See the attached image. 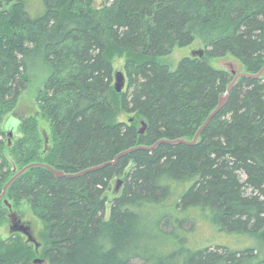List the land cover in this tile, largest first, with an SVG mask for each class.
Instances as JSON below:
<instances>
[{
	"label": "trees",
	"instance_id": "16d2710c",
	"mask_svg": "<svg viewBox=\"0 0 264 264\" xmlns=\"http://www.w3.org/2000/svg\"><path fill=\"white\" fill-rule=\"evenodd\" d=\"M197 34L202 55L176 70L159 62ZM115 53L126 55L121 92ZM226 57L264 67V0H0V193L33 162L78 173L161 139L192 141L235 77L209 62ZM34 68L39 113L20 119ZM11 125L22 136L10 145ZM6 198L45 224L47 264H264L254 246L193 241L202 221L264 241V74L240 78L194 144L140 147L78 177L33 167ZM0 264H33L32 246L0 237Z\"/></svg>",
	"mask_w": 264,
	"mask_h": 264
},
{
	"label": "rangeland",
	"instance_id": "374dc122",
	"mask_svg": "<svg viewBox=\"0 0 264 264\" xmlns=\"http://www.w3.org/2000/svg\"><path fill=\"white\" fill-rule=\"evenodd\" d=\"M104 0H97V3H102ZM206 41L203 39L200 34L196 35L195 40L192 44L184 47H176L172 53H170L167 56H161L158 58L159 62L167 63L171 70H176L180 60L183 57L186 56H192V55H198L206 48ZM112 62L114 66V71H123L126 73L124 64L126 60V55H120V54H113L112 55ZM209 62L212 66L216 68H224L228 70L229 72H235L234 74L242 71L241 65L233 58L226 57V58H210ZM41 69H33L31 71L32 78L30 79L27 87L25 90L22 91L21 96L19 98L18 102V108H17V114L16 117L18 118H24L30 114H38L39 108L37 103V92L40 85H42L43 75H42ZM132 116V114L121 112L118 115L119 121H129V118ZM8 117V116H7ZM5 116V119L3 121H6L8 119ZM38 122L39 126L41 128L49 129L50 123L48 120L44 119L40 114L38 115ZM6 123V122H5ZM15 125V123H14ZM13 125V126H14ZM18 127V125H17ZM15 129L14 136L20 137L22 136V132L20 129ZM7 131H9V127H7ZM8 137L5 136V141L8 142ZM14 138H12L13 141ZM11 141V143H12ZM10 141L9 144L11 145ZM17 172V171H16ZM15 172V173H16ZM113 188L107 193L109 198L113 196V191L115 188H118V192L121 190L120 184H118L117 180L113 181ZM7 199V198H6ZM8 200V199H7ZM9 202V201H8ZM10 203V202H9ZM6 204V203H5ZM11 204V203H10ZM12 205V204H11ZM7 206V205H6ZM19 209L12 206V210L15 211L19 217L22 219V221L27 224L30 227L31 233L33 235L34 241H31L28 239V236L25 235L23 232H12L11 231V218L10 213L11 210L7 209V213L4 215V219H2V216L0 215V237L3 239H8L10 236H18L20 237L24 242L28 243L30 246H32L33 249V264H47L43 261L42 258V250L44 247L45 238L43 235V228L44 223L42 220L38 219L33 213L30 208V204L28 201H22L21 204L18 205ZM2 208H5V205H0V210ZM1 214V213H0ZM110 214V203L107 205V217H109ZM201 226L198 228L197 233L194 236L193 241L198 242L200 244L206 243V242H215L217 244H223L227 245L231 248H240V245H250L254 246L259 250V253L261 254V257H264V241H262L259 237H250L248 240L241 237L240 235H233L227 232H221L219 231L214 225H211L210 223L206 221H202ZM41 260V261H40Z\"/></svg>",
	"mask_w": 264,
	"mask_h": 264
},
{
	"label": "water",
	"instance_id": "95a60500",
	"mask_svg": "<svg viewBox=\"0 0 264 264\" xmlns=\"http://www.w3.org/2000/svg\"><path fill=\"white\" fill-rule=\"evenodd\" d=\"M201 54H203V52H201ZM233 73V72H232ZM235 73V72H234ZM233 73V74H234ZM264 74V67L257 73H250L247 71H240L238 73L235 74V77L233 79V81L229 84L228 89H227V93L222 95L220 97V101L218 106L216 107L215 110H213L211 112V114L209 115V117L207 118V120L205 121V123L203 124V126L199 129V131L196 133L194 139L192 141H189L187 139L181 138V139H176V140H167V139H161L159 140L155 145L153 146H139V147H134V148H130L128 150H125L123 152H121L120 154H118V156H116L115 160L111 161V162H105L103 164L97 165V166H93L87 169H84L78 173H66L62 170H58L56 168H54L52 165H49L47 163H43V162H33L30 163L26 166H24L23 168H21L20 170H18L5 184V186L3 187L2 192L0 193V200L4 199L9 187L11 186V184L18 178L20 177L23 173H25L27 170H29L30 168L33 167H45L47 169H50L52 172H54L57 176L59 177H78L81 176L89 171L101 168L109 163H116L117 160L119 159V157H121L122 155H125L137 148H145V149H153L155 148L157 145H159L160 143L164 142V143H178V142H183L186 144H194L196 142H198L200 134L202 132V130L205 128V126L208 124V122L210 121V119L227 103L228 100V96H229V92L231 91V89L234 87V85L237 83V81L242 78V77H252V78H260L262 75ZM114 87L116 89L117 92H121L124 90V88L126 87V75L123 71H117L114 74ZM14 131H15V126L11 125V127L9 128L8 134H9V141L11 143L12 138L14 137ZM141 133L144 132V128L141 129L140 131ZM4 202L6 203V205L9 207V209L11 210L10 213V218H11V231L12 232H23L25 235L28 236V239L31 241H34L33 235L31 233L30 227L25 224L22 219L19 217V215L13 211L12 209V205L8 202L7 199H4ZM41 261V260H40Z\"/></svg>",
	"mask_w": 264,
	"mask_h": 264
},
{
	"label": "bare ground",
	"instance_id": "6f19581e",
	"mask_svg": "<svg viewBox=\"0 0 264 264\" xmlns=\"http://www.w3.org/2000/svg\"><path fill=\"white\" fill-rule=\"evenodd\" d=\"M114 86V85H113Z\"/></svg>",
	"mask_w": 264,
	"mask_h": 264
}]
</instances>
